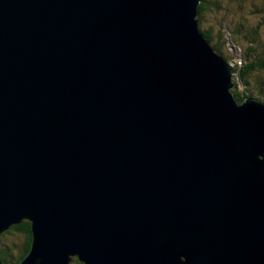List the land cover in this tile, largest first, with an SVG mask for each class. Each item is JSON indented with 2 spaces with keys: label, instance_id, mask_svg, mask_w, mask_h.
I'll use <instances>...</instances> for the list:
<instances>
[{
  "label": "water",
  "instance_id": "95a60500",
  "mask_svg": "<svg viewBox=\"0 0 264 264\" xmlns=\"http://www.w3.org/2000/svg\"><path fill=\"white\" fill-rule=\"evenodd\" d=\"M199 3L0 0V236L30 222L20 264H264V104L235 100Z\"/></svg>",
  "mask_w": 264,
  "mask_h": 264
},
{
  "label": "trees",
  "instance_id": "16d2710c",
  "mask_svg": "<svg viewBox=\"0 0 264 264\" xmlns=\"http://www.w3.org/2000/svg\"><path fill=\"white\" fill-rule=\"evenodd\" d=\"M231 1L233 0H199V28L212 48L219 55L223 56L227 63L231 64L236 70V76L244 87V92L239 91V87L236 85L237 88L232 90L235 100L241 104L247 99L257 100L258 98L264 103V38L261 33L262 29L258 24L249 27L237 26L235 23H232V18H230V21L228 22L226 19L230 16L229 10L227 12L223 10L224 6L222 4L229 5ZM210 11H213L216 14H228L225 16L226 19L221 20L220 25H224H219L221 27L220 29L211 26L204 29L203 21L205 20V17L207 18L206 15H208ZM227 28L229 30H227ZM214 29H216V31H214ZM242 32L245 33V37H242ZM229 43L233 46L234 44L241 46L243 51V54L241 53L242 56H240L241 61L236 62L233 60V63H230L229 58L224 54V50L226 48L228 49ZM233 81H235V78H233ZM14 232L17 233V235L12 237L11 244H6V241L2 243L0 242V257L3 264H9L7 257L11 253V263H13V258L14 264H20L30 251L32 241L30 222L24 221L18 226L11 227L0 236V241H3V238L5 237L14 234ZM71 264L83 263L74 258Z\"/></svg>",
  "mask_w": 264,
  "mask_h": 264
},
{
  "label": "rangeland",
  "instance_id": "374dc122",
  "mask_svg": "<svg viewBox=\"0 0 264 264\" xmlns=\"http://www.w3.org/2000/svg\"><path fill=\"white\" fill-rule=\"evenodd\" d=\"M220 1H223V0H220ZM222 5L224 6L223 10H225L226 12L229 10L230 16L227 17L228 19H226L225 17L228 14H216L215 12L210 11V13L206 15L207 18L205 17V20L203 21L204 29L210 26L216 29H220L221 28L220 26L224 25V24L220 25L222 19H226L229 22L230 18H232L233 19L232 23H235L237 26H241V27H244V26L249 27L251 25L256 26L258 24V26L261 27L262 29L261 33L264 38V0H233L230 2L229 5L224 4V3ZM198 22H199V19H198ZM216 29H214V31H216ZM227 30L229 29L227 28ZM241 35L242 37H245L244 32H242ZM241 53L243 54L241 46L235 45V44L233 46L231 43H229L228 49L226 48L224 50V54L229 58L230 63L231 62L233 63V60H237L236 62H239L241 60L240 56H242ZM234 82L239 87V91L244 92V87L242 85L241 86L239 85V80L237 76L235 77ZM257 100L262 102V100L258 98ZM15 235H17V233L14 232V234L3 238V241L1 240L0 242L2 243L6 241V244H9V243L11 244L12 237ZM11 255L12 253L9 254V256L7 257L9 264L11 263V258H10L12 257ZM12 260H13V263L11 264H14V259L12 258Z\"/></svg>",
  "mask_w": 264,
  "mask_h": 264
},
{
  "label": "bare ground",
  "instance_id": "6f19581e",
  "mask_svg": "<svg viewBox=\"0 0 264 264\" xmlns=\"http://www.w3.org/2000/svg\"><path fill=\"white\" fill-rule=\"evenodd\" d=\"M198 24H199V22H198Z\"/></svg>",
  "mask_w": 264,
  "mask_h": 264
},
{
  "label": "clouds",
  "instance_id": "9594fccd",
  "mask_svg": "<svg viewBox=\"0 0 264 264\" xmlns=\"http://www.w3.org/2000/svg\"><path fill=\"white\" fill-rule=\"evenodd\" d=\"M241 61V60H240Z\"/></svg>",
  "mask_w": 264,
  "mask_h": 264
}]
</instances>
